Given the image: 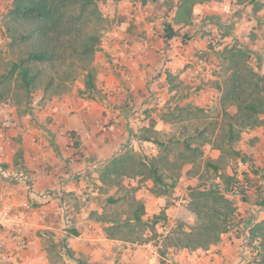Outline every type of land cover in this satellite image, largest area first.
I'll use <instances>...</instances> for the list:
<instances>
[{
  "label": "crops",
  "instance_id": "crops-1",
  "mask_svg": "<svg viewBox=\"0 0 264 264\" xmlns=\"http://www.w3.org/2000/svg\"><path fill=\"white\" fill-rule=\"evenodd\" d=\"M12 1L0 0V12ZM110 1L118 2L121 7H125V4L130 7L138 2ZM234 1H211L196 5L193 14L195 32L185 40L182 34L167 39L162 28L151 24L139 26L140 31L136 30L132 24L135 22H127L128 26L122 27L121 33L109 32L100 51L102 62L96 66L99 95L90 97L80 93L85 88L83 82L61 95L43 97L40 93L31 100L11 99L0 103V106L4 103L11 105V114L15 119V125L7 130L6 137L0 139V164L12 175L19 171L26 174L25 182H18L15 176L6 177L0 171V197L11 194L17 203L29 199L40 207L41 199L37 193L45 190L54 192L53 199L45 204L50 215L46 219L34 218L36 227L31 234L27 259L23 264H59L52 253L58 242L66 250H62L61 263L240 264V239L233 234L234 230L237 233V227L224 233L222 240L208 249L189 250L173 245L168 247L166 255L160 252L163 249L162 240H159L162 236L155 240L134 242L130 237L109 234L108 228L114 224V219L106 216L104 205L112 196L107 193L109 186L117 181H113L114 175L107 178L111 183L103 180L104 170L113 167L112 160L119 156L128 157V150L143 157H154L144 160L149 172L145 182L142 172L135 177L124 175L128 187L140 184L138 199L144 203L143 218L152 223L149 219L161 211L171 214L178 211L180 205L168 206L167 202L172 200L179 204V198L183 200L184 196L181 185L196 182L199 178V174L193 171L194 159H183L178 174H161L166 163L171 161L173 164L175 161L173 144L168 145V141L161 137H168L172 141L178 135V139L193 151L194 140L207 135L203 141L204 164L222 165L220 173H231L229 166L226 169L221 162H231L233 159L226 158V154L223 155L222 150L214 144L223 127L221 91L216 87L222 77L215 74L219 71L216 64L220 61L209 49L207 40L210 35L215 37L219 31H224L223 26L230 38L239 39L244 29L249 32L253 29L260 35L264 22L263 12L261 16L250 15V19L238 21L234 18L235 27L226 26L224 21L231 14L227 6H234ZM249 9L246 7L244 14L249 13ZM140 13L141 19L148 15L146 10ZM186 27L174 25L182 33ZM204 31L211 33L204 35ZM123 35L129 38L130 49L124 45ZM166 45L171 49L166 50ZM252 46L256 65L264 72V40L260 42L255 38ZM200 52L207 63L193 77L192 72L197 64L194 60ZM166 56L168 60H165ZM119 61L133 74L134 86H130L117 69ZM202 110L211 118L221 117L218 127L213 126L216 128L210 130V121L206 123L197 119L195 112ZM235 110V107H229L230 112ZM263 123L248 128L243 134V141H247L238 145L236 141L234 149L257 156L259 142L264 140ZM259 162L260 171L250 174L253 182L264 178V166ZM241 164L252 167L249 162L242 161ZM152 166L164 182H173L175 192L172 196L156 193L144 185L146 182L153 185L156 181L151 173ZM255 169L258 170V166ZM261 186L264 194V183ZM256 197L255 185H249L247 201L238 197L242 205L238 209L242 219L238 230L243 231L250 219L255 217V209L264 208L255 203ZM104 199L106 202L101 204ZM63 204L70 209V228L65 227L61 218Z\"/></svg>",
  "mask_w": 264,
  "mask_h": 264
},
{
  "label": "trees",
  "instance_id": "trees-1",
  "mask_svg": "<svg viewBox=\"0 0 264 264\" xmlns=\"http://www.w3.org/2000/svg\"><path fill=\"white\" fill-rule=\"evenodd\" d=\"M222 0H179L176 2L174 25L187 26L182 33L175 29L172 23L164 28V36L170 39L182 34L188 39L194 35V8L198 4ZM239 3L253 4V14L264 9V0H236ZM98 4L95 0H13L0 15V31L9 37L11 43L17 44L25 50L10 68L2 75L0 85L7 87L14 81L19 88L31 96L35 90H41L43 97H52L68 92L78 76L83 75L85 88L80 91L88 96L99 95L97 76L92 66L94 54L101 47V35L97 28H90L89 20L96 18ZM93 17V18H91ZM250 50L247 46L231 45L226 47L221 55L224 79L216 84L221 91L220 107L223 115L222 132L215 139V146L227 153L240 156L243 162H248L246 154L236 150L233 144L239 140L241 131L255 128L264 122V72L259 65L257 68L250 63ZM79 71V72H78ZM75 73V74H74ZM9 90V88H8ZM5 91V90H4ZM4 92L0 91V100ZM27 99V100H31ZM235 107L230 112L229 107ZM128 157L119 156L112 160L113 167L106 168L103 180L111 175L117 177L128 169ZM210 165V164H209ZM219 171L220 165H212ZM111 168V169H110ZM255 172L259 170L255 169ZM151 173L158 183L165 184L161 175L153 166ZM245 178L249 185H255L257 197L255 203L264 207V194L259 180ZM226 187L224 191L209 187L196 189L198 198L209 197L214 202L204 206L203 212H198L201 204L197 203L196 210L206 220L196 231L182 230V236L174 243L177 247L189 250L208 249L221 241V236L237 227L242 221L236 214L234 201L226 194L241 196L248 199V189L242 185L243 181L224 173ZM108 182V181H107ZM111 183V182H108ZM172 187L174 184L171 185ZM116 198L110 196L108 202ZM144 203L136 200V206L130 218L114 220L110 225L109 234L113 229H122L128 223H146ZM161 214L154 215L149 221L156 224L162 219ZM230 219H234L233 226ZM130 225V224H129ZM232 227V228H231ZM261 224L252 230L251 239H258ZM259 253L263 256L259 264H264V238L259 240ZM165 247V246H164ZM162 255L165 250L160 249Z\"/></svg>",
  "mask_w": 264,
  "mask_h": 264
},
{
  "label": "rangeland",
  "instance_id": "rangeland-1",
  "mask_svg": "<svg viewBox=\"0 0 264 264\" xmlns=\"http://www.w3.org/2000/svg\"><path fill=\"white\" fill-rule=\"evenodd\" d=\"M98 4L97 7V15L96 18H93L92 20H89V27L90 28H97L100 32L101 35V47L99 50H97L94 54L93 60H92V66L95 68L96 71V66L100 65L102 62V54L100 51L102 50V44L103 41L106 39L107 35L109 32L115 31L116 28L114 26V22L116 19L119 20L120 24V30L123 31L122 27L128 26L127 22H130L128 18L123 14V7L119 5L118 2L116 3H111L110 0H95ZM120 1V0H118ZM122 1V0H121ZM179 0H142V8L141 11L139 9V15L141 16L140 12H144L145 10L148 12V15H145V18H142V23L140 24H134L136 26V30L140 29L138 28L139 26H144L145 24H151L153 27L157 26L163 29L166 27L167 24L172 23L174 25V14L176 11V2ZM223 1V0H222ZM229 1V0H227ZM133 2V0H132ZM235 5H230L229 7L227 6L228 10H231V14L228 15L225 19V23H227L226 26H232L235 27L234 23V18L238 21H240L242 18L250 19V15L253 14V4L249 3L250 1H247L246 3H239L236 0L234 1ZM153 5L150 7V5ZM126 7V4H125ZM246 7H249L250 12L247 14H244V9ZM227 11V10H226ZM264 12V9H261L258 11V13L255 16H261V14ZM2 12H0V15ZM229 23V24H228ZM176 25V24H175ZM262 28L260 27V35L253 31V29L247 31V29H244L242 31L241 37L236 38V37H229L228 31L225 30V27L223 26L224 31H219L218 35L214 37V41L211 43H208L207 40V45L209 49H211L217 58L219 59V63L216 64V66L221 65V69L215 73L216 75L222 77V80L224 79V73H223V68H222V59L221 55L223 50L231 45H242V46H247L250 50V63L252 66L256 67V60L255 56L253 54L255 49L252 46V41H254L255 38L259 39L260 42L264 40V22H262ZM144 30V29H143ZM138 31V32H139ZM140 33V32H139ZM210 31H204V35L210 34ZM202 34V35H203ZM255 34V35H254ZM203 35V36H204ZM109 36V35H108ZM239 35H237L238 37ZM253 44H256L253 42ZM261 46V45H260ZM165 49H171L170 46L166 45ZM25 50V48L11 43L9 37H6L5 34L0 31V80L3 74L7 72V70L10 68L11 64L13 61L17 60L20 54ZM168 56H166L165 60H168ZM256 65V66H255ZM79 72V71H78ZM75 74V73H74ZM97 76V73H96ZM83 75L78 76L75 81L72 84V87L70 90L74 88L75 85L78 86V84L83 83ZM7 87H4V85H0V91L4 92L3 99L0 100V103L3 101H8L11 99H16V100H27V99H34L36 96H38L41 93V90H35L32 92L31 96L25 93V90L22 88H19L18 85L12 81L10 82ZM9 88V90H8ZM5 90V91H4ZM69 90V91H70ZM195 115H197V119L203 120V122L209 123L210 125V130H213L220 124L222 119L218 115L215 118H211V116L207 115L204 113V111H197L195 112ZM221 120V121H220ZM264 125V123H263ZM248 129H244L241 131V135L239 140H237L236 145L240 143H245L247 140L243 141V134L246 132ZM212 132V131H211ZM211 132H208L211 134ZM214 136V134H211ZM164 140H166L168 145L173 144L174 146V151L172 152L174 154L175 161L173 164H171V161L169 163L165 164V168H163L162 173L163 175L169 176V175H174L178 174L180 170L182 169L180 166V162L183 161V159H194L195 161V166L193 167V171L196 174H199V178L196 182L192 183H183L181 187L184 189L183 190V200L179 201L180 203L177 204L175 201H168L167 204L168 206L173 204V205H180V209L176 211L175 213H166V211H161L160 214L163 217L160 219L158 222L159 224H153V223H128V226L123 227L122 229H113L112 233L115 235L123 236L125 238L130 237L134 240V242H143L145 240H155L159 236H162L159 240H162L163 244V249L165 250V255L167 252H169L168 247L173 246L174 243H176V239L182 236V230H192L193 232L196 231L197 227L203 223L204 220L200 214L204 210V206L213 204L212 199L209 197H201L198 198L195 196L196 189H203L205 186L216 189V190H222L224 191L226 187V182L224 181V173L230 176L236 177L238 180L243 181L245 178L249 177L252 179V176L250 174L254 173L255 167L258 166V170L260 171L261 165H258V160H260L259 164H262L264 166V140L262 142H259L258 145V150L259 154L257 156L254 155V153H244L246 154L248 158L249 164H252V167L247 166V164L243 165L241 164L242 160L240 156H235L231 155L229 153L226 154V158H231L230 160L225 163L221 162L223 164L224 168L227 169L229 166V169L231 173H228L227 171L219 172L216 170L213 166H210L209 164L205 163L204 164V158H203V153H204V139L207 138V135L204 137H198L194 140L193 144L195 145L193 151L189 150L186 146L185 143H183L180 138L178 139V135H175L173 137L174 140H170L168 137H161ZM242 140V141H241ZM261 149V150H260ZM127 155L129 162H128V169L122 172L120 175L115 177L113 181H117L115 184H111L107 190V193H110L114 198H116V201L114 202H108L106 205H104L105 211H106V216L110 219L114 220H125L126 218H130L132 216V212L136 206V200L138 199V194L140 192V184L136 185H131V187H128V185L124 182L126 179L124 175H126L128 178L131 176H136V174L142 172L144 173V182L146 181L147 178H149V172L146 169V163L144 160H148L147 158H154L150 157L147 155L141 156L136 153H133L131 151H127ZM147 162V161H146ZM208 162V160H207ZM222 166V165H221ZM222 167V168H223ZM240 168L242 170L240 171ZM238 170V171H236ZM241 172V173H240ZM244 174H247L246 176ZM155 183L152 185H149L144 183V185L149 188L152 191H155L156 193H162L165 195H173L175 192L174 187H172V181L165 182V184L158 183L154 181ZM113 183V182H112ZM118 186V188H117ZM229 198H231L234 201V206H236V214L239 217V214L241 212L238 210L240 207H242L240 203V198L239 196L232 194H226ZM106 198V197H105ZM185 199V200H184ZM106 202V199H104L101 204H104ZM197 203L201 204L199 208L196 210V205ZM255 217L253 219H250V222L247 224L245 229L241 231V233H236V230L233 231V234L235 237H238L240 239V244H241V256H240V264H259L260 261H262L263 256L261 253H259L260 246H259V240L264 238V208L260 209H255ZM263 211V214L261 215L260 212ZM207 222V221H206ZM235 223L234 219H230V224L233 226ZM130 224V225H129ZM258 224H261L260 229L258 230V239H251L252 235V230L257 227ZM232 228V227H231ZM227 233V232H225ZM147 234V236H145ZM166 234V235H165ZM224 234V233H223ZM222 234V235H223ZM222 240V236H221ZM59 242L55 247L53 248L54 257L57 258V263L59 264H71L70 262H63L61 263L62 259V245L59 246ZM165 246V247H164ZM66 252V250H64ZM264 252V251H263ZM60 257V258H59ZM61 259V260H60ZM83 260V259H82ZM0 264H5L3 262H0ZM80 264V263H76ZM83 264V263H82Z\"/></svg>",
  "mask_w": 264,
  "mask_h": 264
},
{
  "label": "built area",
  "instance_id": "built-area-1",
  "mask_svg": "<svg viewBox=\"0 0 264 264\" xmlns=\"http://www.w3.org/2000/svg\"><path fill=\"white\" fill-rule=\"evenodd\" d=\"M142 4V0H138V2L133 3L130 7H123V14L130 22H142L139 16V9L142 7ZM119 23V20L116 19L114 26L116 28L115 31L121 33ZM122 39L126 49H130L129 38L123 35ZM213 41L214 37L210 35L208 37V43ZM130 54L134 56V53L130 52ZM194 61L197 64L195 71L192 72L193 77L197 76L200 72V67L205 66L207 63L202 52L197 54ZM216 68L220 70L221 65L216 66ZM117 69L126 77L130 86H134V77L128 67L119 61L117 62ZM12 112L13 109L10 104L4 103L0 106V139H4L7 130L15 125V119L11 114ZM0 171L6 177L15 176L16 181L25 182L26 174L23 171L12 175L2 164H0ZM259 183L263 184L264 178H260ZM242 185L246 189L249 188L247 181H243ZM37 196L41 199L40 207H37L29 199H24L17 203L11 194L7 197H0V262L5 264L25 263L27 259L26 252L30 246L31 234H33L34 228L36 227L34 218L40 217L41 219H46L50 215V211L45 207V204L53 199L54 192L52 190H45L37 193ZM61 218L64 221L65 227L70 228L72 216L69 207L65 204L61 206Z\"/></svg>",
  "mask_w": 264,
  "mask_h": 264
}]
</instances>
